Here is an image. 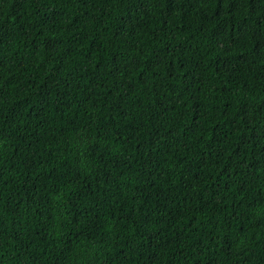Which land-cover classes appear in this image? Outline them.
<instances>
[{
    "label": "trees",
    "instance_id": "16d2710c",
    "mask_svg": "<svg viewBox=\"0 0 264 264\" xmlns=\"http://www.w3.org/2000/svg\"><path fill=\"white\" fill-rule=\"evenodd\" d=\"M0 264H264V0H0Z\"/></svg>",
    "mask_w": 264,
    "mask_h": 264
}]
</instances>
